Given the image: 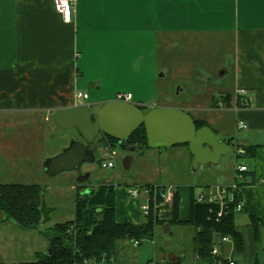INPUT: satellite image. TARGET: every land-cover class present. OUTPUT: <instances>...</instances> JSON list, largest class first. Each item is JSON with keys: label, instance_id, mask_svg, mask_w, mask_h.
I'll use <instances>...</instances> for the list:
<instances>
[{"label": "crops", "instance_id": "0c3cea01", "mask_svg": "<svg viewBox=\"0 0 264 264\" xmlns=\"http://www.w3.org/2000/svg\"><path fill=\"white\" fill-rule=\"evenodd\" d=\"M192 63L205 76L218 74L220 95H231L224 107L218 106V98L215 105L193 108L197 117L191 116L206 121L224 142L233 137L229 146L251 150L237 157L234 153L230 161L223 159L224 154L217 164L198 165L191 171L193 156L188 147L171 146L185 159L182 177L157 170L151 176L138 172L123 187L112 183L115 219L145 221L140 203L146 196L131 198L129 187H177L178 217L186 220L192 195L209 186L236 182L243 209L235 213L233 223L243 248L234 258L240 264H263L264 0H75L70 22L63 21L53 0H0V130L18 127L14 120L19 118L30 120L21 126L35 129L38 125L39 130L5 143L6 161H18V153H33L30 172H44L45 158L59 153L71 138L81 139L75 129L64 130L53 123L56 110L114 100L117 92H130L131 102L146 107L157 97L160 69L165 74L177 64ZM225 79L230 80L227 87ZM239 89L247 90L246 104L236 93ZM76 91L88 97L77 102ZM224 120L231 122L233 134ZM239 120L246 123L245 129L237 127ZM50 124L59 129L56 153L42 149L47 145L44 130ZM161 148L140 153L160 155ZM239 164L247 170L237 173ZM213 174L221 177L205 180ZM170 203H160L159 214H167ZM195 230L191 225L163 223L156 226L153 239L134 244L129 238H118L112 264H198L192 240ZM226 245L224 253L232 255V245Z\"/></svg>", "mask_w": 264, "mask_h": 264}, {"label": "trees", "instance_id": "16d2710c", "mask_svg": "<svg viewBox=\"0 0 264 264\" xmlns=\"http://www.w3.org/2000/svg\"><path fill=\"white\" fill-rule=\"evenodd\" d=\"M229 93L219 98L227 105ZM216 104V99H213ZM144 108L143 106H139ZM194 118V117H193ZM196 128L209 124L194 118ZM233 137L225 139L230 144ZM101 141L117 143L115 138L105 134L98 136V147ZM103 145V146H104ZM186 145L187 144H182ZM126 146H135L136 151L148 149L144 126H139L127 139ZM251 149H246V152ZM150 188L148 217L142 223H119L115 219V191L113 184L104 180L96 187L86 188L76 193L73 218L64 222H57L51 228L40 230V234L54 246V252L38 253L36 259L23 262H9L0 264H75L82 259L99 260L102 256L112 264L115 240L118 238L153 239L156 226L163 223L175 225H191L196 230L193 235V245L198 264H211V249L218 245L222 252L224 244L222 237L228 236L232 244V257L238 255L243 248L242 238L235 228L233 218L234 207L240 200L238 191L234 192L232 202L222 206L218 202L199 201L191 196L189 216L186 220H179L178 188H174L169 212L158 214V204L163 201L160 193H153V184L141 185ZM159 186V185H158ZM165 188V186H159ZM238 190V189H237ZM43 187L39 183H0V212L12 219L23 229H36L49 219L51 209L43 202ZM155 213V214H154Z\"/></svg>", "mask_w": 264, "mask_h": 264}, {"label": "rangeland", "instance_id": "374dc122", "mask_svg": "<svg viewBox=\"0 0 264 264\" xmlns=\"http://www.w3.org/2000/svg\"><path fill=\"white\" fill-rule=\"evenodd\" d=\"M162 64V56L159 58ZM178 63V62H177ZM178 65L172 67L170 71L163 74L164 69L157 72V97L150 103L155 102L161 107L178 108L190 110V115L197 117L193 108H200L204 105H211L213 99H218L221 94L219 76L213 73L212 76H205L198 72V66L194 63L180 67ZM226 87L230 84V80L225 79ZM225 87V88H226ZM150 105V104H149ZM16 128H8L2 126L0 130V183L18 182V183H39L43 187V202L45 207L51 209L49 219L36 229H23L19 227L12 219L7 218L0 212V262H23L36 259L38 253L46 252L50 247V242L40 234L41 229L51 228L57 222H64L73 218L74 203L76 193L90 187H96L98 183L105 179L111 180L113 184L123 187L129 182L132 176L138 172L144 173L145 176H151L157 170L160 172H170L175 174L176 178L182 177L185 172V159L177 154L175 147H162L160 155L154 151L152 155L140 153V151L122 149L118 143L106 142L97 148L95 152V161L85 162L80 167V173L84 171L90 173L87 180L83 183L76 181L79 172H60L54 176H49L45 172H30L34 167L32 159L33 153L17 154L20 158L18 161L9 162L5 155L4 148L9 143L19 138L27 137L33 133L39 132L38 125L35 129H31L21 123L29 124L28 119H15ZM223 123L230 130L231 122L224 120ZM4 125V124H3ZM48 130H44L47 145L42 146L45 152L56 153L58 147L55 142L59 133V129L50 124ZM238 134H242L237 130ZM108 146L110 150L116 151L114 158V167L103 168L102 161H107L109 156L105 154L103 147ZM176 146V145H174ZM238 145H230L228 152L224 155V160L230 161L234 157V149ZM11 147V146H10ZM12 147H14L12 145ZM242 157H238L240 161ZM127 160V161H126ZM192 164V162H191ZM15 172H7V170ZM192 171V165L190 167ZM90 171V172H89ZM222 172V171H216ZM220 174L209 175L205 180L220 178ZM177 184L181 185V182ZM213 187L209 186L208 188ZM238 191V190H236ZM226 244H231L227 242ZM223 247V250L227 245ZM232 245V244H231ZM222 250V255L232 257ZM264 264V261L262 262Z\"/></svg>", "mask_w": 264, "mask_h": 264}, {"label": "water", "instance_id": "95a60500", "mask_svg": "<svg viewBox=\"0 0 264 264\" xmlns=\"http://www.w3.org/2000/svg\"><path fill=\"white\" fill-rule=\"evenodd\" d=\"M52 121L64 130L75 129L81 139L71 138L59 153L44 159V172L49 176L65 171L79 172L83 163L94 162L100 134L115 138L122 149L136 150L135 146H126V139L141 125L149 148L186 143L193 156L192 170L198 165L217 164L229 150V144L217 137L210 126L196 128L189 113L156 106L154 102L144 108L115 99L84 103L56 110ZM89 175L79 172L76 181L83 183ZM54 248L50 246L47 252L52 254Z\"/></svg>", "mask_w": 264, "mask_h": 264}, {"label": "built area", "instance_id": "2783aa9c", "mask_svg": "<svg viewBox=\"0 0 264 264\" xmlns=\"http://www.w3.org/2000/svg\"><path fill=\"white\" fill-rule=\"evenodd\" d=\"M55 10L57 13H59L63 19L64 22H70L73 18V12L75 9V0H53ZM240 98L243 104H246L247 102V90L246 89H239L236 92ZM88 97V94L82 91H76L75 92V99L76 101L80 102L83 99H86ZM132 99V94L130 92H117L115 95V100L119 101H127L131 102ZM222 101V100H221ZM219 102L218 106L219 107H224V102ZM237 127L239 129H245L246 128V123L243 120H239L237 122ZM103 150L105 154L109 156L110 159L107 161H102V167L103 168H108V167H114V158H115V151L110 150L108 146H104ZM235 156L239 155H245L246 149L240 146L235 147ZM247 170V167L245 165H237L236 166V172L241 173ZM264 183V181H263ZM153 193H160L163 201L162 202H170L172 200V195H173V189L171 187L168 188H161L158 185H153L152 187ZM238 189V184L236 182L227 185V186H219L215 185L210 188H206L203 190L199 195H197V200L199 201H207V202H218L220 206L232 202L234 199V192L235 190ZM150 188L146 186H136V187H129L127 189V194L133 198V199H138L140 195L146 196V200L142 203H140V212L143 218H147L149 214V206H148V199H149V191ZM161 202V203H162ZM159 205L158 204V212L159 214ZM243 209V204L241 200H239L235 207L234 211L239 212ZM155 214V213H154ZM131 241L134 244H137L138 241L135 239H131ZM222 242L227 243L230 242V238L228 236L222 237ZM211 256H212V261L211 264H236L235 260L233 258H230L229 256L226 257L225 255L223 256L219 246L214 245L211 249ZM109 262L107 261V258L105 256H102L99 260L96 259H82L81 262L75 263V264H108ZM146 264H154L152 262H148Z\"/></svg>", "mask_w": 264, "mask_h": 264}]
</instances>
